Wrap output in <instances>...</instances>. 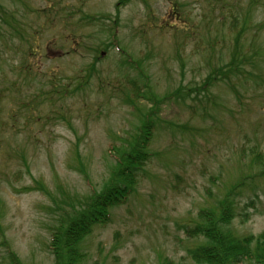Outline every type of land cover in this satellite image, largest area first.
<instances>
[{
    "label": "rangeland",
    "instance_id": "1",
    "mask_svg": "<svg viewBox=\"0 0 264 264\" xmlns=\"http://www.w3.org/2000/svg\"><path fill=\"white\" fill-rule=\"evenodd\" d=\"M115 2L0 0V222L24 264L52 263L60 188L65 200L99 190L110 148L136 134L148 104L124 99L131 82L142 89L141 73L157 97L184 90L158 107L153 157L132 196L85 239L88 260L194 264L187 250L199 240L185 229L230 188L232 233L264 231V0H130L113 24ZM240 30L241 75L207 98L188 96L230 61ZM35 181L50 195L20 191Z\"/></svg>",
    "mask_w": 264,
    "mask_h": 264
},
{
    "label": "trees",
    "instance_id": "2",
    "mask_svg": "<svg viewBox=\"0 0 264 264\" xmlns=\"http://www.w3.org/2000/svg\"><path fill=\"white\" fill-rule=\"evenodd\" d=\"M129 1L116 0L113 24H116L120 8ZM87 20L91 23L96 19L89 17ZM22 33L20 32V35ZM242 34L243 30L236 33L234 39L236 46L230 61L217 69H209L210 71L205 75L206 77L199 87L186 90L188 96L194 93L207 98L206 94L211 91L216 82L227 83L230 75L235 77L241 75L244 66L247 64L241 55L243 47H239L238 44V39ZM112 35L115 37V32ZM115 46L124 55V50L120 49V51L119 46ZM100 54L96 57L100 58ZM123 62L130 65L129 60L125 59ZM241 67L242 69H240ZM135 68L139 69L138 66ZM141 76L142 78L145 77L146 80L142 89L131 82L132 93L130 97L127 95L124 100L134 107L138 106L139 99L146 101L148 108L144 112L147 114L143 116L141 113L136 126V134L132 139L125 140L124 145L110 148L109 153L113 157L114 164L102 187L99 190L93 189L88 195L67 198L66 200L65 192L62 188L59 190L61 204L52 214L53 224L48 226V248L52 256L51 264H100L97 261L90 262L81 246L96 227H102L110 222V213L114 208L124 204L132 196L136 190L138 178L145 165L153 157L149 144L154 135L155 120L159 116L158 107L171 101L173 96H180L184 89L181 86L164 97H157L147 82L148 77L143 73ZM133 97L134 100L130 99ZM137 111L140 110L137 109ZM25 167L28 173V168ZM241 183L242 181H239L236 185ZM20 191L23 193L38 191L50 195L49 190L37 181L32 186L23 187ZM234 203L236 202L234 201L233 189L230 188L224 197L218 200L217 204L215 203L208 210L202 209L198 213V219L193 229H185V234L188 237L199 240L196 248L187 250V255L194 264H264V231L256 236L237 237L229 229L230 222L234 218ZM214 206L215 208L212 209ZM1 216L0 212V219ZM0 247L3 248L2 252L4 253L2 264H24L16 252L11 249L1 222ZM164 264L173 263L166 261Z\"/></svg>",
    "mask_w": 264,
    "mask_h": 264
}]
</instances>
